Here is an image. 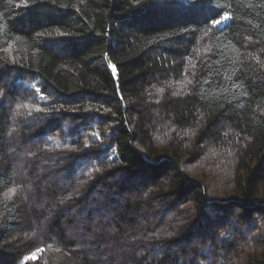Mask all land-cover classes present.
<instances>
[{"label": "trees", "instance_id": "obj_1", "mask_svg": "<svg viewBox=\"0 0 264 264\" xmlns=\"http://www.w3.org/2000/svg\"><path fill=\"white\" fill-rule=\"evenodd\" d=\"M0 264H264V0H0Z\"/></svg>", "mask_w": 264, "mask_h": 264}, {"label": "snow or ice", "instance_id": "obj_2", "mask_svg": "<svg viewBox=\"0 0 264 264\" xmlns=\"http://www.w3.org/2000/svg\"><path fill=\"white\" fill-rule=\"evenodd\" d=\"M227 18H228V17H227V14H225L224 16H221L219 20H213L212 23H213V25L215 26V25H218V24H220V23H223ZM34 255H35V254H33V256H34Z\"/></svg>", "mask_w": 264, "mask_h": 264}, {"label": "rangeland", "instance_id": "obj_3", "mask_svg": "<svg viewBox=\"0 0 264 264\" xmlns=\"http://www.w3.org/2000/svg\"><path fill=\"white\" fill-rule=\"evenodd\" d=\"M225 21H228V20L226 19ZM225 21H224V22H225ZM224 22H223V23H224ZM223 23H220V24L222 25ZM218 25H219V24H218ZM36 253H37V252H36ZM36 253H35L34 256H33V254H32V255L29 256L27 259L34 261V260L37 259V257H38ZM36 256H37V257H36Z\"/></svg>", "mask_w": 264, "mask_h": 264}]
</instances>
